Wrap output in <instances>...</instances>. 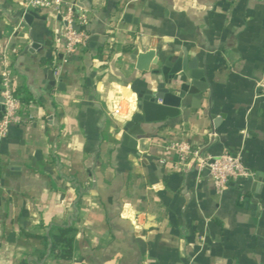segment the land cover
Wrapping results in <instances>:
<instances>
[{"label": "crops", "instance_id": "crops-1", "mask_svg": "<svg viewBox=\"0 0 264 264\" xmlns=\"http://www.w3.org/2000/svg\"><path fill=\"white\" fill-rule=\"evenodd\" d=\"M22 1L0 0V51L16 47V93L33 113L0 141V264H264V99L253 96L264 4L71 0L89 36L66 56L60 14L25 17ZM183 56L203 70L200 106L186 94L178 115L141 123L129 147L136 93L190 83L188 70L171 79L160 70ZM178 139L239 153L254 174L219 193L207 170L173 167L165 146ZM66 227L71 257L50 256V235Z\"/></svg>", "mask_w": 264, "mask_h": 264}, {"label": "built area", "instance_id": "built-area-1", "mask_svg": "<svg viewBox=\"0 0 264 264\" xmlns=\"http://www.w3.org/2000/svg\"><path fill=\"white\" fill-rule=\"evenodd\" d=\"M264 4V0H259ZM23 14L29 10L52 8L61 16L62 39L61 47L66 56L74 55L83 50L88 39V32L81 26L88 23V16L79 11L77 4L71 0H23ZM22 14V15H23ZM60 46V45H59ZM16 47L0 51V141L7 135L11 125H22L33 119V113L29 104L20 100L16 93L14 71L11 65L10 55L16 53ZM55 72L60 68L59 61L54 62ZM257 99H264V77L255 81L254 95ZM122 101L117 100L111 108L107 109L109 118L120 114ZM244 135L246 134L245 131ZM166 148L171 149L177 155L173 167L193 165L199 171L207 170L214 189L222 192L229 187L230 183L237 179H246L253 176V172L245 165L239 153L223 151L219 154L203 152L200 147L193 146L186 140L178 139L168 143ZM64 247L60 246L59 251ZM50 256L58 257L50 252ZM188 264H192L191 261Z\"/></svg>", "mask_w": 264, "mask_h": 264}, {"label": "water", "instance_id": "water-1", "mask_svg": "<svg viewBox=\"0 0 264 264\" xmlns=\"http://www.w3.org/2000/svg\"><path fill=\"white\" fill-rule=\"evenodd\" d=\"M31 13H33L32 10L27 11L25 17H28ZM134 53H136L135 50L132 56H134ZM138 56H141V53ZM160 70L165 74L166 79H171L182 70H188L191 81L190 83H180L179 88L175 91H171L169 85H162L153 89H141L136 93L138 112L132 115L123 128V141L129 147L134 148L136 146L137 135L143 134V130L140 127L141 123L160 121L167 117L178 115L182 99L186 94L192 96L194 107L200 106L202 91L207 87V83L204 79L203 70L197 67L196 58L187 59L186 56H183L177 58L175 61L167 58ZM159 101L160 103H158ZM2 108L0 104V115Z\"/></svg>", "mask_w": 264, "mask_h": 264}, {"label": "trees", "instance_id": "trees-1", "mask_svg": "<svg viewBox=\"0 0 264 264\" xmlns=\"http://www.w3.org/2000/svg\"><path fill=\"white\" fill-rule=\"evenodd\" d=\"M20 98V97H19ZM20 100L24 101L22 98ZM69 230L68 227L62 228L58 234L50 235V246L48 247L49 252H54L60 258H70L72 254V241L71 236H67L66 232ZM60 246L64 247L62 251H59Z\"/></svg>", "mask_w": 264, "mask_h": 264}]
</instances>
